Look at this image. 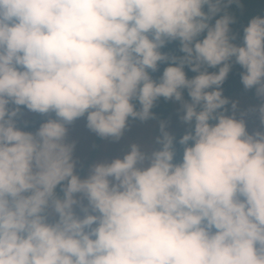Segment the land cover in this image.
<instances>
[{
  "label": "clouds",
  "instance_id": "obj_1",
  "mask_svg": "<svg viewBox=\"0 0 264 264\" xmlns=\"http://www.w3.org/2000/svg\"><path fill=\"white\" fill-rule=\"evenodd\" d=\"M241 11L0 0V264H264V9L236 28ZM235 66L257 100L243 110L223 95ZM161 98L178 104L179 138L152 111ZM24 110L46 119L26 131ZM80 118L112 143L132 121L158 135L81 174Z\"/></svg>",
  "mask_w": 264,
  "mask_h": 264
},
{
  "label": "rangeland",
  "instance_id": "obj_2",
  "mask_svg": "<svg viewBox=\"0 0 264 264\" xmlns=\"http://www.w3.org/2000/svg\"><path fill=\"white\" fill-rule=\"evenodd\" d=\"M229 100L239 101L242 110L257 103L250 96L237 93L232 94L229 97ZM172 104V112L165 120L168 121V130L173 135H176L177 133L184 131V126L178 121V104L173 102ZM30 114L36 115L35 113ZM246 125L249 131L258 126V120L254 114H250L248 117H246ZM155 135H158L157 120H148L143 123L139 121H132L128 130L125 132V138H122V140L118 143H112L107 140H101L94 133L90 132L85 127L84 119L80 118L69 126L68 139L69 141L76 142L74 156L79 162L78 169L81 168L80 166L82 165L83 167H86V172L88 165L92 162L104 158L110 159L120 155V149L124 146L126 140L130 139L132 141H147L150 137Z\"/></svg>",
  "mask_w": 264,
  "mask_h": 264
},
{
  "label": "trees",
  "instance_id": "obj_3",
  "mask_svg": "<svg viewBox=\"0 0 264 264\" xmlns=\"http://www.w3.org/2000/svg\"><path fill=\"white\" fill-rule=\"evenodd\" d=\"M264 9V3H262V0H243V11L238 12V23L235 26L236 28H239L241 24H243L247 18V16L258 13ZM176 45L169 44L166 46L163 51H173L175 50ZM164 65L160 66V69ZM187 75L190 77L194 75L187 69H185ZM239 67L235 66L232 71L229 73L226 81L222 85L223 88V95L226 97H230L232 94H245L250 96L252 99H254L256 102L257 100L253 96V93L251 91L245 92L242 85L239 81ZM154 76H158L159 72L153 74ZM173 109V104L171 101H164L162 98L157 102L156 106L152 109L153 113L156 115V117L159 120H165L169 117ZM46 117L40 116L38 114H30L27 110H24V115L21 117V126L23 127V121H27V127H24V130L26 131H33L36 127H38L39 123L42 122ZM184 131H181L177 133L175 136L179 138L180 135L183 134ZM86 167L79 168L78 170L81 171V174L85 172Z\"/></svg>",
  "mask_w": 264,
  "mask_h": 264
}]
</instances>
